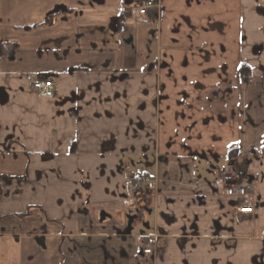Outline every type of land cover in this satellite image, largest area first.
Listing matches in <instances>:
<instances>
[{
	"label": "crops",
	"instance_id": "crops-1",
	"mask_svg": "<svg viewBox=\"0 0 264 264\" xmlns=\"http://www.w3.org/2000/svg\"><path fill=\"white\" fill-rule=\"evenodd\" d=\"M127 1L0 0V264H264V0Z\"/></svg>",
	"mask_w": 264,
	"mask_h": 264
},
{
	"label": "built area",
	"instance_id": "built-area-1",
	"mask_svg": "<svg viewBox=\"0 0 264 264\" xmlns=\"http://www.w3.org/2000/svg\"><path fill=\"white\" fill-rule=\"evenodd\" d=\"M152 10H159V5L156 0H133L129 5L128 11L129 15L137 22H145L148 14ZM34 89L43 98H51L54 96L55 84L52 78L38 80L34 84ZM224 181L227 184L226 196L229 198H236L239 200H244L245 203L242 207H237V212L243 215H253L254 207L249 202L251 184L247 174L243 171H237L231 175H226ZM154 189V182L150 179H146L140 183H137L129 191L130 195L133 197L129 201L131 207H136L139 204V198H137V193H143L147 190ZM154 243L150 242L148 247L144 249L143 253L145 255H151L153 253Z\"/></svg>",
	"mask_w": 264,
	"mask_h": 264
},
{
	"label": "trees",
	"instance_id": "trees-1",
	"mask_svg": "<svg viewBox=\"0 0 264 264\" xmlns=\"http://www.w3.org/2000/svg\"><path fill=\"white\" fill-rule=\"evenodd\" d=\"M10 46V45H8ZM11 46L9 48H5L4 49V55H9L11 53L12 50H10ZM241 77L244 81H249L250 80V77H251V71L248 67L246 66H242L241 68ZM263 154H264V149L262 150ZM1 180V179H0ZM3 194V189H2V186H1V183H0V197L2 196Z\"/></svg>",
	"mask_w": 264,
	"mask_h": 264
},
{
	"label": "flooded vegetation",
	"instance_id": "flooded-vegetation-1",
	"mask_svg": "<svg viewBox=\"0 0 264 264\" xmlns=\"http://www.w3.org/2000/svg\"><path fill=\"white\" fill-rule=\"evenodd\" d=\"M133 2V0H128L127 1V3H126V5L129 7V5L131 4ZM153 11V10H152ZM151 12V11H150ZM149 12V13H150ZM128 16H130L129 15V11H128ZM131 17V16H130ZM132 18V17H131ZM133 19V18H132ZM134 20V19H133ZM136 21V20H135ZM52 98V97H51ZM46 99H50V98H46ZM140 182H142V181H139L138 183H140ZM150 191H152V190H147V191H145V192H143V193H137V198H139V201H141V197H143L144 195H146V193L147 192H150ZM132 199H133V197H132ZM131 199V200H132ZM139 204H140V202H139ZM139 206V205H138ZM149 245V244H148ZM148 245H146V247H145V249L148 247ZM154 248V247H153ZM144 251V250H143ZM143 255H145L144 253H143ZM151 255H153V253L151 254ZM146 256H148V255H146Z\"/></svg>",
	"mask_w": 264,
	"mask_h": 264
}]
</instances>
